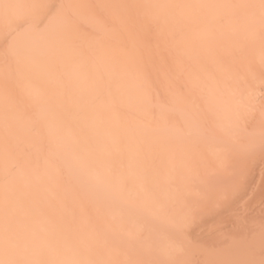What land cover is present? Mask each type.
<instances>
[{"label": "bare ground", "instance_id": "obj_1", "mask_svg": "<svg viewBox=\"0 0 264 264\" xmlns=\"http://www.w3.org/2000/svg\"><path fill=\"white\" fill-rule=\"evenodd\" d=\"M0 264H264V0H0Z\"/></svg>", "mask_w": 264, "mask_h": 264}, {"label": "rangeland", "instance_id": "obj_2", "mask_svg": "<svg viewBox=\"0 0 264 264\" xmlns=\"http://www.w3.org/2000/svg\"><path fill=\"white\" fill-rule=\"evenodd\" d=\"M198 131H199V130H198ZM195 135H196V134H194V136H195ZM191 136H192V135H191ZM191 136H190L189 138H191ZM192 138H193V136H192ZM192 138H191V139H192ZM188 140H189V139H188ZM194 140H195V139H192L191 141H194ZM213 140H214V139H213ZM185 141H187V140L185 139ZM185 141L183 142L184 144H185V143L187 144V142H190V143H191V141H187V142H185ZM206 142H207V141H206ZM208 142H209L208 144H211L209 140H208ZM215 142H216V140H215ZM204 143H205V142H204ZM205 144H206V143H205ZM202 145H203V144H201V146H202ZM199 146H200V144H198V147H199ZM212 180H213V179H212ZM212 180H211V181H212ZM211 181H210V182H211ZM211 183H213V182H211Z\"/></svg>", "mask_w": 264, "mask_h": 264}]
</instances>
